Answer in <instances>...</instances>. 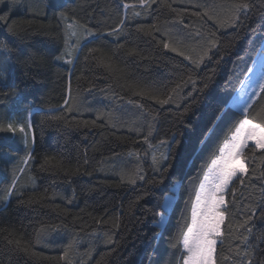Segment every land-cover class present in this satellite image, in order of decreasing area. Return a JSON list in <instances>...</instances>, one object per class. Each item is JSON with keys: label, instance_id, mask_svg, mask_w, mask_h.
Returning a JSON list of instances; mask_svg holds the SVG:
<instances>
[{"label": "trees", "instance_id": "trees-1", "mask_svg": "<svg viewBox=\"0 0 264 264\" xmlns=\"http://www.w3.org/2000/svg\"><path fill=\"white\" fill-rule=\"evenodd\" d=\"M61 2L67 22L46 11L45 0H0V125L27 133L26 146L18 129L0 132V264H178L177 242L203 175L243 118L230 103L262 52L264 0H248L239 27L226 22L234 0ZM73 30L77 35L66 37ZM66 39L80 41L65 56L71 64L56 59ZM205 50L199 67L184 58ZM213 101L229 116L201 146ZM250 111L264 117V94ZM174 138L182 143L161 144ZM244 161L248 175L243 185L234 181L235 203L226 195L217 264H242L245 251L254 264L264 262V156L246 149ZM171 195L160 227L157 205ZM252 209L248 234L238 225Z\"/></svg>", "mask_w": 264, "mask_h": 264}, {"label": "snow or ice", "instance_id": "snow-or-ice-1", "mask_svg": "<svg viewBox=\"0 0 264 264\" xmlns=\"http://www.w3.org/2000/svg\"><path fill=\"white\" fill-rule=\"evenodd\" d=\"M152 0H144V3H150ZM45 8L46 11H51L53 14L57 15L58 18L62 22H67L69 17L65 12V5L61 2V0H45ZM232 12L230 18L226 21L232 27H239L242 16L244 18L247 17V14L250 10V4L248 0H234L231 5ZM138 15V13H137ZM204 16H207L208 19H213L211 15H209L208 11L203 13ZM4 17H0V20H3ZM75 21L67 24L68 29H73ZM123 25V21H121V26ZM79 27L84 28L86 34L88 36H95L90 28H87L85 25H80ZM158 30V29H157ZM113 32H119V29H113ZM112 34V33H109ZM66 37L76 36L77 33L75 30L71 31V33H65ZM213 47H215V42L209 41ZM66 50L63 55L56 56L57 60H63L66 64H71L72 59H65V56L71 57L73 55V51H77L79 49L80 41L77 39L76 45L73 46L68 43L67 39L65 41ZM164 47L171 51H177L176 48H170L168 43H164ZM179 55H184L183 53H177ZM208 55V51L205 50L197 59H192L191 56L184 55L186 60H190L197 67L201 63H203L205 57ZM87 59V57L85 58ZM210 59V57H209ZM222 59V57H221ZM219 63V60L217 61ZM262 68H264V62H262ZM215 72V69H213ZM191 79V77H189ZM211 78H209L210 80ZM15 87V85H11ZM179 87V85H177ZM209 87L208 83L204 84V89ZM175 91V90H174ZM261 94H264V82H261L258 86V89H254L248 100L244 101L241 106V112L243 114V118L236 121L232 126L228 129L230 133L227 135L222 143V146L218 148V155H214L211 159L210 165L207 167L203 175V179L199 185V190L195 194V200L191 205L190 210V220L186 222L183 229L180 232L178 244L180 246L181 255L178 264H217L215 253L217 247V241L224 235L222 231V225H224L226 216L229 212L228 201L226 200V195L231 192L232 194V203H235L236 189L234 186V181L239 184H244V177L248 175V169L245 166V149H249L250 152L255 153L259 150L264 156V117L257 119L260 115L257 113V116H253L251 111L253 109L255 100L261 97ZM171 97H167L165 99H160L157 102L161 105L169 103ZM132 103L131 100L128 101ZM68 101H65L67 104ZM235 106V104L233 105ZM211 116L209 118V123L207 126V131L203 135L200 140L201 146H203L211 135L214 133L217 125L226 120L229 116L227 108L224 103L210 102L209 104ZM188 109L185 108V111ZM58 119V117H55ZM31 128V124L28 125ZM17 129L21 133H25V145L27 146V133L25 127L22 125L14 126L12 123H9L7 127L0 125V132H11L15 133ZM151 135V131L149 132ZM145 142H147V138H145ZM171 143L172 145H178L182 142L178 138L172 139L170 142L161 141V144ZM250 143L254 145L253 148H250ZM180 154H178L179 157ZM30 156V150H29ZM26 157L24 163H27ZM163 160H168L169 155L164 154ZM153 163H157L156 156L152 157ZM255 159V157H253ZM47 164L48 161H45ZM171 165H166L164 170H167ZM23 172V169L19 170ZM157 171H160V168H157ZM261 175H264L262 173ZM139 179L143 180V176H140ZM18 180V176L15 174V170L13 173V181L12 185L9 188L8 195H11L12 189L15 187V184ZM129 182L135 183V180H130ZM158 183H163V177L159 182L153 181V184L156 185ZM230 185L233 187L230 188ZM166 202L163 204H158L157 208L159 211L155 214H158L160 219L158 223L163 226L165 223V218L168 210L171 208V200L165 198ZM262 215H264V210H262ZM256 215V210L252 209L251 214L248 215L242 223L238 225V228H245V232L250 234L252 232L251 227H245L249 220H251ZM231 235V232H229ZM243 240L246 242L248 240V235L243 236ZM223 243V241H221ZM177 244H173L172 247L175 248ZM67 255V252H65ZM239 255V252H237ZM245 259L242 261V264H254L253 258L248 251L244 252ZM224 260H229L230 257L224 256ZM264 264V262H262Z\"/></svg>", "mask_w": 264, "mask_h": 264}, {"label": "rangeland", "instance_id": "rangeland-1", "mask_svg": "<svg viewBox=\"0 0 264 264\" xmlns=\"http://www.w3.org/2000/svg\"><path fill=\"white\" fill-rule=\"evenodd\" d=\"M1 52H2V54H6V52L3 51V50H0V53ZM2 58H3V56L0 54V62H1ZM262 62H264V45H263V48H262V52H260L258 54L254 65L251 67V69L249 70V72L247 74L246 80L243 82L240 90L235 95V97L233 98V101L231 103V106H233L235 104V106H233V108L237 109L238 111H241L240 110L241 106L243 105L244 101L248 100V98L251 95V93L253 92V90L254 89H258L259 84L261 82H264V68H262ZM254 98L255 97H253V99ZM34 112L29 115L28 124H31V118H32ZM250 145H252V144L250 143ZM252 146H254V145H252ZM244 163H245V166H246V162L245 161H244ZM172 190H173V193L176 194L177 191H178V185H176ZM166 198L171 200V208H172L173 204H174V200H175L174 199V195L167 196ZM165 202H166V200H165ZM171 208L168 210V212H170ZM168 212H167V214H168ZM166 222H167V215H166V218H165L164 225L166 224ZM158 225L160 227L164 226V225L161 226L159 223H158ZM218 242H219V239L217 241V244H218Z\"/></svg>", "mask_w": 264, "mask_h": 264}]
</instances>
